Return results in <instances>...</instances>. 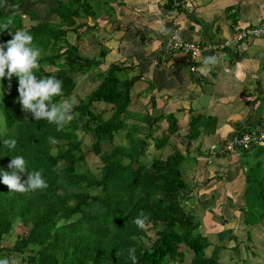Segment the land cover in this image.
<instances>
[{
	"label": "trees",
	"instance_id": "1",
	"mask_svg": "<svg viewBox=\"0 0 264 264\" xmlns=\"http://www.w3.org/2000/svg\"><path fill=\"white\" fill-rule=\"evenodd\" d=\"M176 2L179 6L178 1H169L171 8H180ZM27 3L28 0H0V45L12 39L10 32L27 30L33 36V46L41 50L39 68L33 70L34 74L37 78L55 76L62 82L63 95L54 97V102L74 97L77 103L73 119L57 130L55 124L37 121L30 112L22 110L15 76L0 80V259L11 262L19 258L22 264H133L129 250L134 248L136 264H217L219 257L226 256L250 264L247 255L241 258V250L220 246L221 229L215 232L218 239L213 242L193 221L192 206L186 203L190 201V179L194 176L185 168L190 159L176 144L179 135L175 114L180 105L173 110L162 109L157 116L149 112L137 117L129 111L132 101L139 99L133 88L143 72L129 45L122 46V41L101 45L99 38L104 36L99 33L101 25L96 19L103 1L53 0L46 8V19L38 11L27 9ZM24 15L33 24L25 25ZM88 18L94 19L92 25L86 24ZM8 20L11 24L4 30L3 24ZM69 33L75 38L71 39ZM91 38H95L100 50L97 57L85 59L78 54V45ZM196 63L191 62L190 66ZM90 69L96 72V86L82 96L77 93L76 78ZM135 69V76H128ZM151 87L149 83L148 93H152ZM160 101L161 97L151 95L150 109L156 110ZM98 104L109 106L108 111H95ZM107 112L110 116L104 118ZM137 118L142 119L144 127L138 125ZM163 121L166 126L158 138L154 132ZM201 121V116L192 117L189 125L195 129L202 125ZM261 127L258 123L244 132ZM80 132L94 139L90 151L99 160L96 172L80 166L86 161ZM115 134L126 143H114ZM197 137L198 131L191 129L186 139L194 141ZM50 138L57 143H51ZM6 139L16 140L14 149L4 146ZM150 142L161 153L146 162ZM179 142L182 144L181 139ZM102 144L110 147L104 151ZM188 150L184 145V151ZM238 151L242 164L249 165V152ZM199 153L194 164L206 166L207 159ZM261 154L264 155V148ZM15 156L25 159L29 172L41 171L48 187L10 192L2 183V176L4 172L11 173L8 164ZM248 168L244 190L235 199H226L221 211L225 225L243 211L242 221L247 220L245 224L251 227L244 233L246 239H251L252 226L264 223V172L258 177ZM26 179L27 172L22 175V180ZM248 192L255 197V222L248 218L245 209L249 198L241 205ZM141 213L146 217L143 229L134 223ZM15 225L19 231H26L18 233L10 245L3 236L11 233ZM262 229L263 226L257 228ZM256 246L245 244L244 251L257 256L261 261L257 264H264V256L255 251Z\"/></svg>",
	"mask_w": 264,
	"mask_h": 264
},
{
	"label": "crops",
	"instance_id": "2",
	"mask_svg": "<svg viewBox=\"0 0 264 264\" xmlns=\"http://www.w3.org/2000/svg\"><path fill=\"white\" fill-rule=\"evenodd\" d=\"M169 1L173 0H105L96 19L101 25L99 33L104 36L99 40L103 46L121 41L122 46L129 45L134 58L138 59V69L143 72L142 78L133 88L138 100L141 101L145 96V107H150L149 100L154 94L161 97L163 110H173L174 106L180 105V111L176 113L177 120L179 122L181 115V122L187 120L186 125H180L185 128L180 136L186 139L191 129L197 130L198 137L192 142L200 139L193 151L204 154L207 146L218 147L233 135L264 121V37L222 48L223 43L231 38L233 26L252 28L264 21V0H175L179 2L178 9L171 8ZM87 20L91 25L94 23V19ZM162 29L171 31L165 35ZM176 34L185 42L200 44L201 51L193 60L188 54L175 52L167 56L164 65L159 64L163 63L160 61L164 55L163 47ZM88 41H94V38ZM78 47L86 53L81 56L85 59L98 56V52L96 56H91L90 49L82 44ZM213 56L217 62L205 65V58ZM191 62H197L196 66H190ZM88 72H92V69ZM151 81L156 86L153 88L152 85V91H157V94L146 91ZM158 90L165 92L162 94L164 97L159 95ZM172 95L176 97V102ZM242 103L248 104V110L244 115L240 114L241 120H234L240 111L237 108ZM189 116L204 117L205 122L194 129L188 123ZM263 148L252 147L246 151L261 154ZM225 157L215 158V163L206 168L211 170L209 174L205 173V182L209 183L210 180L216 182L217 186L206 192L208 198L201 201L205 207L209 206L207 200L222 199V195L225 200L233 199L245 188L243 170L246 169L243 167L248 165L240 161L241 151L237 150ZM246 195L249 202L254 203L252 193ZM251 207L254 205L249 203L245 209ZM235 221H239V218ZM255 233L256 245L258 240L264 242L257 229Z\"/></svg>",
	"mask_w": 264,
	"mask_h": 264
},
{
	"label": "clouds",
	"instance_id": "3",
	"mask_svg": "<svg viewBox=\"0 0 264 264\" xmlns=\"http://www.w3.org/2000/svg\"><path fill=\"white\" fill-rule=\"evenodd\" d=\"M10 24L11 20H8L6 23H4V30H8ZM170 31L171 30L169 29H162V32L165 35H168ZM10 35H12V39L9 40L6 44L0 45V80H3L5 77L11 80V78L15 76L18 79L19 85L17 89L19 93L18 103L21 105L22 110L25 112H30L35 120H47L50 124H55L57 126V130H61L64 125H66L73 119V109L77 101L74 97H72L63 99L59 103L54 102V97L63 95L62 82L55 76L37 78V76L34 74L33 70L39 68V58L41 56V50L33 46V36L24 29H19L14 34L10 32ZM172 38L175 40H179V35L176 34ZM165 60L160 61L164 62ZM216 62L217 60L214 56L207 57L204 60L205 65L215 64ZM83 77L84 75L81 77H77L76 82L77 79H81ZM2 117L3 116L0 114V124L3 123L1 119ZM227 140L223 141V143L218 147L210 146L209 148H206L204 154L210 155L209 158L204 157L208 161L207 165L212 164V158L215 159L221 157V155L223 154H229H219L216 151L217 149L221 148L222 145L227 142ZM50 142L57 143L54 138H50ZM16 143L17 142L15 139L4 140V146H6L8 149H14ZM248 149L237 148L233 153H235L237 150ZM8 168L12 169V171L10 174L8 172L3 173L2 183L8 187L10 192L26 193L46 189L48 187L41 171L29 172L27 170L26 161L22 156L12 157L8 164ZM26 172L27 179L22 180V175ZM192 212L194 214L193 221L200 224L199 230L201 231V233H204L207 237L214 234L206 231V225H208V228H210V225L208 223H205L206 221H202L201 217L196 213L193 207ZM145 221L146 217H144L143 213H141L140 216H138L134 220V223L139 228L143 229L145 227ZM232 229H234V227L227 230ZM257 231L259 234H262V236L264 235V228L261 231ZM231 237L232 235L226 237H224L223 235L222 241L219 243L220 246H224L226 249L237 248L241 250V258H245V255H247V260H249L251 256L244 251V245L247 244L248 246H250L251 244L256 243V233L254 232L250 236L251 239H246L247 237H245V243H242V245L237 241L231 240ZM129 258L133 261V264H136L134 248L129 250ZM0 264H18V262L15 260H12L10 262L9 259L3 258L0 259Z\"/></svg>",
	"mask_w": 264,
	"mask_h": 264
},
{
	"label": "rangeland",
	"instance_id": "4",
	"mask_svg": "<svg viewBox=\"0 0 264 264\" xmlns=\"http://www.w3.org/2000/svg\"><path fill=\"white\" fill-rule=\"evenodd\" d=\"M102 1H103V3H105V0H102ZM52 3H53V0H28L26 8L27 9L30 8L31 10L38 11L41 14V18L46 19V17H45L46 8H47V6L49 4H52ZM80 22H81V20H77V23H80ZM24 23H25V25L33 24V22H29L28 21L26 15H24ZM86 24L89 25L88 20L86 21ZM82 29L84 30L85 28L83 27ZM69 37H71V39L74 38V36H72L71 34L69 35ZM94 41L95 42H91V41L87 40V42L86 41L83 42V43L81 42L82 46L87 47L86 49H90V55L91 56H93V55L96 56V52H99V50H100L99 46L96 45L97 42H96L95 38H94ZM78 54L80 56H84L86 53L82 52L80 50V48H79L78 49ZM136 72H137V69H135L132 72H130L128 76L134 75ZM95 73L96 72L92 71V72H89L88 74L84 75L83 78L77 79V83H78V86H79L78 89H77V93H79L82 96L84 95V93L86 95L96 86V84L93 83V81H97L96 76L94 75ZM91 76L94 77L93 81L91 80ZM150 84L153 85V88H156V86L154 85V82L151 81ZM82 86H84L85 88L82 87ZM80 87H82L81 90H80ZM162 91L163 90L159 91V95L164 97V95H162V94H165V92L162 93ZM153 92L156 93V94L158 93L157 91H152V93ZM172 97L175 100V101L174 100H172V101L176 102V100H177L176 97L174 98V95H172ZM263 97H264V95H263ZM133 98H135V96H133ZM144 98H145V96H143L141 98V101H139V100H138V102H137V100L134 101L131 104V106L128 108L129 111L131 113H135L137 115V117H139V116H143L144 117L149 112L152 113V116H157L161 112V110L163 109V106L160 105L159 107L156 108V110L155 109H150L149 106L145 107L146 99H144ZM247 105H248L247 103H244V104L242 103V105L237 108V110H240V111L238 112V115L234 116L235 117L234 120H241L242 117H240V114L243 113L242 115H244L245 112H247V110H248ZM243 106H245V108H243ZM108 108H109V106H107L105 104H98L95 107V111H98V112L104 111V112H106V111H108ZM176 115L177 114H175V117L177 118ZM108 116H110L108 112L103 114L104 118H107ZM194 117H197V116H194ZM180 118L181 119H179V116H178L179 122H178L177 126H179V129H178L179 138L177 137L176 144H177L178 148L182 151V153L185 154V158H189L190 159L188 161L186 160L185 165H187V167H185V168L189 170L188 173H191V175L194 176V178L190 179V183L193 186V188L191 189V192H190V201H188L186 204L192 206L194 208V210L196 211V213L201 217L202 221L203 222L206 221L205 223H208L210 225V228H208V225H206L207 226V230L206 231H209V233H214L212 235H209V239L210 240H212L213 242H216L218 238H217V235H215L216 234L215 232H218L221 229L222 230L221 234L224 235V237L232 235V237L230 239L234 240V241H237V242H239L242 245V243H245V240H244L245 237H246L245 233H244L245 230L251 228V227H248L245 224V223H248L247 220H246L245 223L242 221L243 211L238 213L237 217L239 218V221H234L233 224H229L228 223V224L225 225L223 223L225 221L223 220V214H222V211H221L222 210V206H223V204L225 202L224 201L225 200L224 199V195H222V197H221L222 199H220V198H212L211 201L207 200L206 203L209 205L208 207L203 206V204L201 203L202 200L208 198V197H206L207 196L206 192L209 191V189L211 187L217 186L216 182H210V180H209V183L207 181L205 182V180H206L205 173L207 172L209 174V170H211V169L207 170L206 168H210L212 166V164L215 163V160L212 158L211 159L212 160L211 161L212 164H210L209 166L207 165V167L204 166V165H200L199 166V165H197V163L194 164L193 160L198 157V154H196V152L193 151V150L197 146L198 140L200 138L197 139V141H195V142H192V141H189V140L181 138L180 133L183 132V129H185V128H183V126L181 127L180 125L181 124H185L186 125L187 124V120H183L181 122V120L183 119V116L181 115ZM201 119H202L201 122H205L204 117H201ZM141 121H142V119L137 118L138 125H140L141 127H144L145 124H143ZM189 121H190V116H189ZM189 121H188V123H189ZM165 126H166V122L163 121L161 123V125L157 128L159 130L157 131V129H156V131L154 132V135L159 138L160 133H161L162 129L165 128ZM188 127H189V125L187 126V128ZM187 131H189V129ZM80 134H81L82 137L80 135L79 136H80V138L83 141L82 145L85 146V153H86V161H85V163H82L80 166L82 168L92 169L94 172H96V170H97L96 169V165L99 164V160H98V157H96V156L94 157L93 153L90 151V148H91V145H92L94 139L90 135L85 136L81 132H80ZM180 139H181L183 145L179 142ZM113 140H114V143H116V144L124 145L126 143L117 134H115ZM186 143L189 144L187 147L188 148L190 147V149L187 152L184 151V145ZM109 147L110 146L108 144H102L101 145V149H103L104 151L107 150ZM207 148H209V147L207 146ZM160 153H161V151H158V150H156L153 147V142H150V146L147 149L146 157L144 159H146V162L152 161L153 159L158 157L160 155ZM201 154H203V153H201ZM225 156H226V154L221 155V157H224V159H226ZM201 157L209 158L210 155L203 154ZM247 157H248L247 159L249 160L248 167H251L254 170V172L257 173V176L260 177V174L262 172H264V155H261L259 153H255V152H253V153L249 152ZM195 166H197L198 168L195 169ZM248 167H243V168L249 169ZM247 169H246V171L243 170V174L244 175L246 174ZM194 172H196L197 174H195ZM207 179H208V177H207ZM218 186H219V184H218ZM246 199H247V197H246V195H244V199L241 201V205H243V202H245ZM249 203L250 204H254L253 201H251ZM208 208H211V210H207ZM246 211H247V214L249 216L248 218H251L252 221L255 222L256 221V216H253L254 208L251 207L250 209H248ZM231 225H235V226H231ZM261 225L264 228V223H261ZM262 226H259V225L255 226L252 229V231H250V232L253 234L258 227H262ZM232 227H234V229L227 230V229L232 228ZM19 230L20 229L17 227V225H15L14 229L12 230V232L9 233L8 235L3 236V238L5 239V241L8 244L12 245V244H14V242L16 240L17 234L18 233L19 234L22 233L24 230L26 231V229H24V228H22L21 231H19ZM263 240H264V235H263ZM145 243L148 244L147 241H145ZM10 245H8V246H10ZM211 250H212V247H209L207 249V254L208 255H210ZM255 251L259 252L261 256L262 255L264 256V242L263 241L258 240V245L255 247ZM249 255L251 256L249 258L250 264H257V263L261 262L257 256L252 257L253 253L252 254L250 253ZM13 260L17 261L18 264H22L20 262L19 258H13ZM217 264H242V263L240 261L236 262V261L230 260L229 257L226 256V257H219V260H218Z\"/></svg>",
	"mask_w": 264,
	"mask_h": 264
},
{
	"label": "built area",
	"instance_id": "5",
	"mask_svg": "<svg viewBox=\"0 0 264 264\" xmlns=\"http://www.w3.org/2000/svg\"><path fill=\"white\" fill-rule=\"evenodd\" d=\"M174 36V35H173ZM172 36V37H173ZM264 37V21L261 22L257 27L254 28H239L237 26L232 27L231 38L223 43V47L237 46L242 42L248 40H253L257 38ZM214 48V47H212ZM164 55L161 60H165L168 55L181 52L188 54L189 58L193 60L196 58L198 53L201 51V46L198 43H188L183 41L180 36L179 40L171 38L163 47ZM261 128L258 131L244 132L240 136H233L227 142H225L221 148L217 149V153H233L235 149H248L253 146H263L264 145V122L261 123Z\"/></svg>",
	"mask_w": 264,
	"mask_h": 264
}]
</instances>
